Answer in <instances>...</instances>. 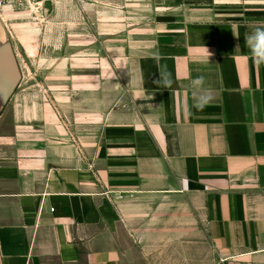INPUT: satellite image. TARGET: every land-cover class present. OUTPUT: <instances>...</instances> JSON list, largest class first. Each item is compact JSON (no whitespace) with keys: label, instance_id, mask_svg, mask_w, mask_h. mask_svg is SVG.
Instances as JSON below:
<instances>
[{"label":"crops","instance_id":"1","mask_svg":"<svg viewBox=\"0 0 264 264\" xmlns=\"http://www.w3.org/2000/svg\"><path fill=\"white\" fill-rule=\"evenodd\" d=\"M100 4L110 43L65 31L47 87L0 96V264H264V0Z\"/></svg>","mask_w":264,"mask_h":264},{"label":"rangeland","instance_id":"2","mask_svg":"<svg viewBox=\"0 0 264 264\" xmlns=\"http://www.w3.org/2000/svg\"><path fill=\"white\" fill-rule=\"evenodd\" d=\"M69 1H72L73 4L57 0L47 9L38 12H31L27 9L0 11V41L5 40V43H8V47L18 62L20 73L26 81L24 85L15 89V93L23 90L39 91L44 90V86L47 87L44 77L48 76L49 68L41 65L43 61L49 60L50 56H53L54 45L62 43L65 31L76 34L88 31L90 33L89 42L94 44L100 43L99 40L103 37L106 43H110L113 38L111 34L113 21H102L96 18L98 15L97 5L101 0ZM111 1L105 0V2ZM87 2L91 3L89 8L86 6ZM100 5L102 7V4ZM105 11H112V3L105 4ZM144 22L151 21L150 19L131 21L132 24ZM102 25H105L106 32L104 36L100 37L97 36L96 31ZM52 30H58L55 32L56 36H53L55 41L50 40L46 35V33L51 35ZM10 86L8 83H0V96ZM4 106L0 105V117L8 110Z\"/></svg>","mask_w":264,"mask_h":264},{"label":"clouds","instance_id":"3","mask_svg":"<svg viewBox=\"0 0 264 264\" xmlns=\"http://www.w3.org/2000/svg\"><path fill=\"white\" fill-rule=\"evenodd\" d=\"M244 41L254 64L256 66L264 65V27H257L255 30L245 33ZM236 48H239V44L236 45ZM154 83L167 89L172 86L174 81L171 78V73L165 68L158 66V78L154 80ZM204 83L203 76L196 77L191 82L194 88L193 107L200 110L207 106L213 99L211 91L204 87Z\"/></svg>","mask_w":264,"mask_h":264},{"label":"water","instance_id":"4","mask_svg":"<svg viewBox=\"0 0 264 264\" xmlns=\"http://www.w3.org/2000/svg\"><path fill=\"white\" fill-rule=\"evenodd\" d=\"M19 78L20 71L15 55L8 47V43H4L0 46V83H8L11 86L3 93L10 94L15 89Z\"/></svg>","mask_w":264,"mask_h":264},{"label":"built area","instance_id":"5","mask_svg":"<svg viewBox=\"0 0 264 264\" xmlns=\"http://www.w3.org/2000/svg\"><path fill=\"white\" fill-rule=\"evenodd\" d=\"M57 0H0V11L27 9L29 11L38 12L47 9Z\"/></svg>","mask_w":264,"mask_h":264},{"label":"flooded vegetation","instance_id":"6","mask_svg":"<svg viewBox=\"0 0 264 264\" xmlns=\"http://www.w3.org/2000/svg\"><path fill=\"white\" fill-rule=\"evenodd\" d=\"M17 10H18V9H14V10H11V11H17ZM6 13H7V12H6ZM6 13H5V14H6ZM3 17H5V16H3Z\"/></svg>","mask_w":264,"mask_h":264},{"label":"bare ground","instance_id":"7","mask_svg":"<svg viewBox=\"0 0 264 264\" xmlns=\"http://www.w3.org/2000/svg\"><path fill=\"white\" fill-rule=\"evenodd\" d=\"M31 12H34V11H31Z\"/></svg>","mask_w":264,"mask_h":264}]
</instances>
